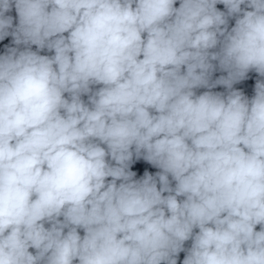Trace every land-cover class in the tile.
I'll list each match as a JSON object with an SVG mask.
<instances>
[{
  "label": "clouds",
  "instance_id": "1",
  "mask_svg": "<svg viewBox=\"0 0 264 264\" xmlns=\"http://www.w3.org/2000/svg\"><path fill=\"white\" fill-rule=\"evenodd\" d=\"M0 264H264V0H0Z\"/></svg>",
  "mask_w": 264,
  "mask_h": 264
}]
</instances>
